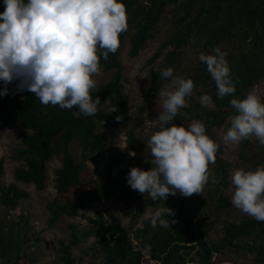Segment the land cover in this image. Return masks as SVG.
Wrapping results in <instances>:
<instances>
[{"label": "trees", "instance_id": "16d2710c", "mask_svg": "<svg viewBox=\"0 0 264 264\" xmlns=\"http://www.w3.org/2000/svg\"><path fill=\"white\" fill-rule=\"evenodd\" d=\"M122 3L126 8L128 27L120 34L119 48L124 43L129 29H132L129 35L130 56H135L145 45L168 3L174 4L173 10L176 12L173 18L176 29L162 42L151 57V62L168 47L173 49L168 53V58L174 56L176 50L188 44L190 35L201 32L205 37L206 49L212 51L219 47L227 54L230 78L236 91L231 96L219 98L216 84L207 71L206 64L202 63L199 70L194 72L193 78L202 85L211 86L210 97L215 108L202 107L199 99L191 95L186 98L188 106L180 109L179 119L202 121L208 136L213 125L224 124L228 129L231 126L228 117L236 114L230 100L242 99L254 86L264 84V0H122ZM3 11V0H0V12ZM228 42L236 43V46L229 49L225 46ZM119 48L115 54L109 53L107 59L103 58V50L98 48L100 67L104 71L114 70V73L110 80L97 84L90 92L93 101L97 96L100 98L98 112L94 116H85L77 107L61 109L59 105H42L39 99L27 90L19 91L17 98L9 99L4 96L0 100L1 127L5 129L10 124L21 127L18 134L21 146L16 150L15 158L22 164L16 167L14 178L18 182L32 184L37 190H43L46 186L48 162L59 156L61 165L55 170L54 184L58 196L46 204L48 224L52 225L61 216L76 217L81 209L92 206L91 203L97 199L94 190H89L86 197L75 199L66 197L65 194L82 183L86 161L92 157L99 159L108 151L105 162V171L108 174L105 197L116 193L118 200L130 205L145 196L150 206L156 209L165 206L175 214L168 217L169 227L158 225L153 228L150 219L145 220L143 227L133 231L135 237L139 238L137 243L133 242L130 231L121 225L120 219L115 215H109L108 219L101 215L89 218L92 224L89 233L95 237V248L99 251L102 264H142L143 250L147 248L151 259L163 264L172 262L174 257L180 256L178 252L188 249L194 250L192 264H209L217 245H208L198 237L194 207L199 194L184 197L177 192L175 196L169 195L165 201H154L148 193L142 195L132 190L127 183L130 169L140 168L139 165L131 164L118 169L115 177L111 175L125 159L126 153L133 149L131 130L128 132L127 148L121 153L109 150L106 142L108 132L109 138L113 140L118 131L129 129L132 122L129 95L123 90ZM210 50L208 51L211 52ZM160 72L156 71L152 75L155 88L151 96L165 83V79L160 77ZM108 102L115 106L116 111L109 114L102 111ZM117 117H121L120 120H117ZM101 125L104 128L100 127ZM74 142L80 147L79 161L71 150ZM220 153L222 150L219 146L215 161L216 172L221 176L220 183L227 186L230 165L218 156ZM239 155L242 156V153ZM151 167V163L147 162L145 169L149 170ZM27 196L28 193L13 184L0 187V205L7 209L16 207L19 201ZM219 200L225 206L230 205L225 197ZM143 213L144 207L138 206L134 218H139ZM162 218L167 219L166 216ZM172 221L175 222L171 223ZM17 228H21L20 223ZM69 228L71 232L68 242L57 240V254L62 264L75 263L73 248L81 241L77 225L71 223ZM254 231L262 239V244L254 247L257 261L264 264V222L250 217H243L239 222H229L224 226L221 242L233 245L235 241L248 237ZM35 240L39 241V237ZM24 244L25 240L19 233H16L15 237H5L0 230V264H23L21 259L24 257Z\"/></svg>", "mask_w": 264, "mask_h": 264}, {"label": "clouds", "instance_id": "9594fccd", "mask_svg": "<svg viewBox=\"0 0 264 264\" xmlns=\"http://www.w3.org/2000/svg\"><path fill=\"white\" fill-rule=\"evenodd\" d=\"M0 12V81L7 95V85L17 81V90H27L42 105H59L61 109L77 107L85 116L98 112L100 98L93 101L91 90L100 74L98 48L104 59L115 54L120 34L127 30V15L122 0H3ZM226 53L215 47L211 54L201 53L200 62L214 80L219 98L231 96L235 85L230 78ZM160 77L170 79L161 87L156 104L159 130L148 140L153 160L149 170L132 167L127 183L132 190L152 200H166L177 192L184 197L201 194L209 180V165L216 161L218 143L206 134V126L193 119L186 128L174 123L180 109L188 106L194 82L174 76L165 68ZM202 107L212 105L207 94L199 97ZM235 110L228 120L231 126L223 141L238 145L255 137L264 146V102L254 91L244 98H232ZM116 111L113 106L112 111ZM121 117H117L120 120ZM135 155V153H131ZM154 165V166H153ZM215 182V177L212 178ZM231 203L244 214L264 222V166L254 170L236 169L231 176ZM175 213L159 207L148 214L153 228L169 227ZM167 217L164 219L162 217ZM172 221L171 223H174Z\"/></svg>", "mask_w": 264, "mask_h": 264}, {"label": "rangeland", "instance_id": "374dc122", "mask_svg": "<svg viewBox=\"0 0 264 264\" xmlns=\"http://www.w3.org/2000/svg\"><path fill=\"white\" fill-rule=\"evenodd\" d=\"M27 0H25V3ZM174 4L168 3L160 20L154 26L151 36L145 45L135 56L129 55V35L132 29L127 32L124 43L119 48V59L122 64V82L123 90L129 95L130 114L132 122L129 129L118 131L113 140L109 138V132L106 136L107 147L116 153H121L127 148V138L129 130L132 131L133 149L128 151L125 159L115 168L112 176L117 175L120 168L137 164L142 170L145 169L147 162L151 158L150 149H147V143L151 135L159 130L158 115L159 110L156 104L157 93L151 96L155 83L152 75L156 71H162L165 68H172L174 76H182L185 79H192L194 88L192 95L199 99L202 94L210 96L212 93L210 85H202L193 78L196 70H199L202 62L199 60L201 53L210 54L212 51L204 46L203 33H193L188 37V44L176 50V54L168 58V53L173 49L168 47L154 60L151 57L159 49L162 42L169 37L176 29L173 15ZM233 49L236 43L228 42L225 45ZM210 50L211 52H209ZM101 68V67H100ZM114 70L104 71L101 68L100 74L94 79L97 84H102L111 79ZM164 79V78H163ZM17 81L7 85V95H0V100L7 96L9 99L19 97L17 90ZM170 84V79H165L163 87ZM3 81H0V91L4 89ZM252 91L258 95L264 102V84L253 87ZM112 103L108 102L102 108L103 112L111 113ZM208 108H215L212 103ZM101 113H99L100 115ZM180 115L174 119L177 125H183L186 128L192 120H180ZM100 127H103L101 125ZM104 128V127H103ZM21 127L17 124H10L3 129L0 125V187L15 185L19 190L28 193V196L22 198L18 205L12 209H7L0 205V230L3 235L15 237L16 233L25 240L22 248L24 257L21 259L23 264H62L57 254V240L68 242L70 237L69 224L77 225L78 234L81 241L73 248L74 264H102L99 251L95 248V237L89 233L91 222L89 218L101 215L108 219L109 215H115L120 219L121 225L128 228L134 243L139 241L133 231L143 227L145 220L149 219L148 214L156 208L150 206L148 199L141 196L134 203L127 205L118 200L117 194L112 193L108 197L104 196L105 186L107 185V173L105 171V162L108 151L99 159L95 157L86 161V169L82 174V183L71 188L66 197L75 199L86 197L89 190H94L97 199L91 203L90 208H83L76 217L61 216L54 224H48V212L46 204L57 197L55 184V170L61 165L59 156L53 157L48 162L46 186L43 190H37L32 184L18 182L14 178L16 167L22 164L15 157L16 150L21 146L18 137ZM227 131L224 124L213 125L210 128L209 136L214 139L221 147L222 153L218 154L224 161L229 163L228 184L224 186L220 183L221 176L217 174L214 164L209 165V180L204 186L203 192L199 194L195 208V228L198 237L203 239L208 245H217V250L212 254L209 264H261L257 261V253L254 247L262 244V239L254 232L248 237L241 238L233 245H226L221 242L225 224L229 222H239L243 217H250L231 203L233 186L231 176L238 168L245 170H254L258 166H264V146H261L255 137L242 140L238 145L225 143L223 135ZM71 150L79 161L80 147L74 142ZM135 153V155H131ZM242 153V156L239 155ZM95 160H94V159ZM152 165V164H151ZM215 177V182L212 178ZM225 197L230 203L229 206L221 204L220 198ZM138 206L144 207V213L137 219L134 218ZM20 216L22 219L20 220ZM252 218V217H250ZM18 223L21 228L18 229ZM39 237V241L35 240ZM179 257H174L172 262L167 264H192L194 250L188 249L180 251ZM11 254V253H10ZM197 259V258H196ZM195 259V260H196ZM142 264H163L161 261L151 259L148 248L143 250ZM196 264V262H195Z\"/></svg>", "mask_w": 264, "mask_h": 264}]
</instances>
